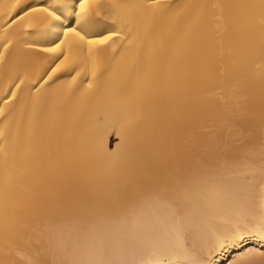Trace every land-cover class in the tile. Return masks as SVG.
<instances>
[{
  "label": "bare ground",
  "instance_id": "obj_1",
  "mask_svg": "<svg viewBox=\"0 0 264 264\" xmlns=\"http://www.w3.org/2000/svg\"><path fill=\"white\" fill-rule=\"evenodd\" d=\"M0 264H264V0H0Z\"/></svg>",
  "mask_w": 264,
  "mask_h": 264
},
{
  "label": "snow or ice",
  "instance_id": "obj_2",
  "mask_svg": "<svg viewBox=\"0 0 264 264\" xmlns=\"http://www.w3.org/2000/svg\"><path fill=\"white\" fill-rule=\"evenodd\" d=\"M111 38V36H106V37H104V39H102V40H100V41H98V43H104L107 39H110ZM90 43H92V41H90ZM48 51H54V49H47Z\"/></svg>",
  "mask_w": 264,
  "mask_h": 264
}]
</instances>
